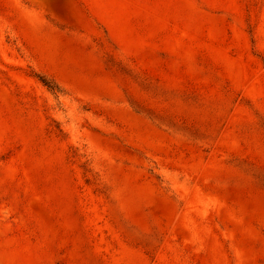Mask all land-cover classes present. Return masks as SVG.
Segmentation results:
<instances>
[{"label": "rangeland", "instance_id": "obj_1", "mask_svg": "<svg viewBox=\"0 0 264 264\" xmlns=\"http://www.w3.org/2000/svg\"><path fill=\"white\" fill-rule=\"evenodd\" d=\"M0 264H264V0H0Z\"/></svg>", "mask_w": 264, "mask_h": 264}, {"label": "trees", "instance_id": "obj_2", "mask_svg": "<svg viewBox=\"0 0 264 264\" xmlns=\"http://www.w3.org/2000/svg\"><path fill=\"white\" fill-rule=\"evenodd\" d=\"M43 83L49 88V89H53L52 86H50V84H47V82H45V80H43Z\"/></svg>", "mask_w": 264, "mask_h": 264}]
</instances>
